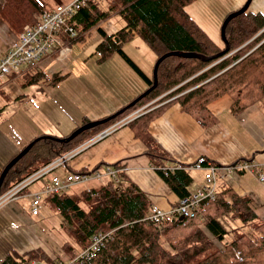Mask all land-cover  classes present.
I'll return each instance as SVG.
<instances>
[{
	"label": "trees",
	"instance_id": "16d2710c",
	"mask_svg": "<svg viewBox=\"0 0 264 264\" xmlns=\"http://www.w3.org/2000/svg\"><path fill=\"white\" fill-rule=\"evenodd\" d=\"M194 1L91 0L67 25L73 26L77 32L75 42L112 14L119 15L125 25L116 34L107 35L99 29L104 41L97 47V54L101 61L112 54H119L147 82L148 90L153 86L154 78H148L123 50V44L135 35L152 50L156 61L171 52L213 57L226 49L225 45L221 47L215 43L189 15L186 7ZM43 11L40 0H2L0 18L15 35H19L25 26L36 25ZM226 37L230 52L219 59L204 61L173 56L164 60L159 66L157 88L114 120L85 131L68 143L55 139L67 138L73 133L37 142L9 171L0 196L60 156L75 151L103 129L171 91L169 98L176 99L130 124L136 137L147 144V154L167 185L180 199L189 195L187 186L190 181L183 182L184 177L179 170L169 176L164 175L163 169L168 168L163 165L166 156L150 136L149 126L172 103H179L201 125L208 126L214 121L209 105L223 96L233 98L232 111L235 114H241L264 100V16L251 12L249 8L228 24ZM62 38L68 41L69 35L63 33ZM26 79L27 86L43 80L50 85L61 81H49L39 69L28 73ZM89 123L91 121L85 120L80 127ZM108 169L114 171L115 177L105 176L101 185L92 188V193L82 190L77 195L67 188L47 196L61 216L62 226L68 229L76 244L64 245L66 261L53 260L43 250L37 249L23 255L9 254L1 264H264V222L260 221L250 198L224 189L214 200L204 202L194 218L180 220V216H173L154 221L147 219L153 207L149 197L129 180L121 162L101 163L91 171L80 172ZM92 197H97L96 201H92ZM230 215L242 224L233 228L237 231L257 222L262 224L252 236L242 235L238 240L224 243L230 231L223 222ZM99 235L107 236L100 248L92 255L78 258V253L88 250ZM215 242L224 244L225 249H220Z\"/></svg>",
	"mask_w": 264,
	"mask_h": 264
},
{
	"label": "crops",
	"instance_id": "0c3cea01",
	"mask_svg": "<svg viewBox=\"0 0 264 264\" xmlns=\"http://www.w3.org/2000/svg\"><path fill=\"white\" fill-rule=\"evenodd\" d=\"M40 1L45 10L70 3L71 0ZM247 1H215V14L206 22L189 15L215 43L223 47L222 26L226 17L241 9ZM111 16L84 33L80 40L69 42L62 49L54 47L35 66L26 67L20 75L7 77L3 84L0 83V175L8 162L38 137H67L85 120L93 122L105 119L147 90V82L119 54H112L103 61L97 54V47L104 41L99 29L113 35L125 25L123 20L122 23L110 19ZM7 28L0 25L4 33L3 37L0 36V57L17 37ZM123 50L148 78L153 77L156 55L140 37L135 35L124 43ZM147 50L151 53H146ZM136 52L142 55L141 59L135 58ZM35 69L42 71L49 81H61L57 85H50L43 80L27 86L26 75ZM154 102V106L145 108V105L138 109L141 110L139 114L134 115L137 111L130 114L129 117H132L129 121L106 137L79 146L66 165L54 174L64 176L68 171L83 173L80 171H91L101 163L121 162L129 180L149 197L152 205L171 212L180 196L158 173L147 154V144L136 137L135 129L130 124L166 103ZM233 102V98L226 95L211 103L209 111L214 121L208 126L201 125L179 103H172L149 126L150 136L166 156L163 165L184 166L179 171L183 174V182L190 181L187 186L190 193L201 189L206 183V171L192 167L201 158L219 166L249 161L258 168L264 167V100L241 114L232 111ZM52 175L32 183L17 198L0 202V264L9 254L23 255L37 249L43 250L54 260L52 243L62 250V242H56L50 236L55 230L53 226L60 224L62 227V218L48 208V203L44 204L47 196L42 199L41 215L31 213L33 195L50 182ZM102 182L92 181L77 186L86 190ZM220 188L250 198L259 219L264 221V184L259 181L258 171L234 174L222 182ZM64 255L58 253V259ZM64 257L59 259L60 262L66 261V255Z\"/></svg>",
	"mask_w": 264,
	"mask_h": 264
},
{
	"label": "built area",
	"instance_id": "2783aa9c",
	"mask_svg": "<svg viewBox=\"0 0 264 264\" xmlns=\"http://www.w3.org/2000/svg\"><path fill=\"white\" fill-rule=\"evenodd\" d=\"M89 1L91 0H72L70 3L60 4L52 9H45L39 15L36 25L25 26L22 33L17 35L11 42L7 52L0 57V83L3 84L7 77L20 75L26 67L35 66L44 56L51 53L54 47L57 46L62 49L65 48L69 42L78 39L75 28L67 25V23L74 19L76 13ZM63 33L69 35L68 41L62 38ZM140 111L141 110L137 111L134 115L139 114ZM131 117L128 116L126 120L129 121ZM116 128L117 127L112 130H110V128L104 130L96 140L106 137ZM73 152L60 156L47 167L25 179L8 193L0 197V202L17 198L18 195L32 183L39 181L47 175L53 174L50 182L46 183L42 190L37 191L33 195L34 199L31 204V213L34 216H40L43 208L42 199L44 196L59 193L72 186L81 184L86 185L92 181H100L105 176L115 177L114 171L110 169L93 173L68 171L64 176L54 174L56 170L66 165ZM192 167L206 171V183L203 187L181 198L177 206L169 213L153 206L147 219L160 221L173 216L194 218L204 202L212 201L217 197L218 193L221 191V183L237 173L258 171L259 181L264 184V167L258 168L254 163L249 161H237L229 166H219L212 164L206 158H201L194 163ZM180 169H182V166L174 165L164 168L163 173L165 176H169L171 173ZM86 191L92 193V189H86ZM106 239L107 236L105 235L96 236L93 244L88 250L78 253V258L92 255L100 248L101 244Z\"/></svg>",
	"mask_w": 264,
	"mask_h": 264
},
{
	"label": "rangeland",
	"instance_id": "374dc122",
	"mask_svg": "<svg viewBox=\"0 0 264 264\" xmlns=\"http://www.w3.org/2000/svg\"><path fill=\"white\" fill-rule=\"evenodd\" d=\"M72 1V0H71ZM70 1V2H71ZM215 1H218V0H195L193 3H191L190 5H188L187 7H186V10H187V12L189 13V14H191V15H194L195 17H197L199 20H201V21H203V22H206V21H209L210 20V17L213 15V14H215V5H214V2ZM103 4H105V3H103ZM1 5H2V0H0V8H1ZM261 10H263V12L261 11ZM250 11L251 12H253V13H263L264 14V0H253V2H252V4H251V6H250ZM264 16V15H263ZM112 18H110V19H116L117 21H120V22H122L123 23V21H122V19L121 18H119V16H111ZM0 25H5L6 27H8V25L4 22V21H2V19L0 18ZM8 30V32H10L11 30H10V28L8 27L7 28ZM12 35H15V33L14 32H10ZM9 33V34H10ZM0 36L1 37H3L4 36V33H3V31L0 29ZM131 46H133V44H131ZM140 53L142 54V52L140 51ZM139 52H136V55H134L135 56V58L136 59H141L142 58V55L140 54ZM146 53H151V51H149V50H147V52ZM156 62L157 61H155V63H154V67H155V65H156ZM172 92V91H171ZM171 92H167V93H165L164 95H161L160 96V98H158V99H156V100H154V101H158L159 103H162V102H169V101H171V100H173V99H176V97H170L169 98V95H170V93ZM167 98H169V99H167ZM154 101H152V103L150 102V103H148V104H146V106H145V108L147 107V106H152L155 102ZM141 108H143V107H141ZM140 109V108H139ZM143 110V109H142ZM126 117H128V116H126ZM126 117L125 118H123V119H121V120H119L118 122H116V123H114V124H112L111 126H108L107 128H105V129H103L102 131H100L99 133H97L96 135H94L93 137H91V138H89L87 141H86V143L87 142H89V141H94V140H96L97 139V137L101 134V132H103L104 130H107V129H109L110 128V130H112L113 128H115V127H118V126H120V125H122V124H124L127 120H126ZM85 144V143H84ZM181 166V165H180ZM184 168V166H182V169ZM45 179V178H44ZM104 180V179H103ZM101 181V180H100ZM69 190V192H72V193H74V194H77V195H79L80 194V192L83 190V188L81 187V186H72V188L71 189H68ZM120 190V189H119ZM199 190V189H198ZM195 191H197V190H195ZM194 191V192H195ZM1 195V194H0ZM95 196V195H94ZM0 197H2V196H0ZM96 198L97 197H92V201H96ZM80 199H82V198H80ZM45 203H48V208L54 213V214H58V211H57V209L55 208V206L48 200V199H46V201L44 200V204ZM59 215V214H58ZM56 221H57V219H55ZM261 221V220H260ZM58 222H59V219H58ZM231 222H233V223H231ZM261 222H264V221H261ZM261 222H257V223H254V224H252L251 226H247L246 228H241L240 230H236V229H233L234 227H237L238 225H242L241 223H240V221L239 220H237V219H235L234 218V216L233 215H230V216H228V219L227 220H225V222H223L224 223V226L226 227V229L227 230H229L230 231V234H229V236L225 239V242L224 243H226V242H231V241H233V240H238L242 235H248V236H252L253 235V233L257 230V229H259L260 228V226H261ZM54 228H55V230H54V232L52 231V234L50 235L51 237H52V239L54 240V241H56V240H59L60 242H62V245L63 246H61L62 247V250L60 251V249H59V247H57L54 243H52V248H54L53 250H54V252L53 251H51V254H52V258H55L54 260H59V259H65V255L64 256H62V258H59L58 259V253H59V255L61 254H63V253H65L66 254V251H65V249H64V245L66 244V243H70V244H72V245H76L75 244V241L73 240V237L69 234V232H68V229L67 228H65V227H61V225L60 224H56L55 226H53ZM57 232V233H56ZM52 240V241H53ZM53 241V242H54ZM57 242V241H56ZM216 244H217V246L220 248V249H222V250H224L225 249V246H224V244H221V243H219V242H215ZM76 250H79V249H76ZM55 251H57V254L55 253ZM57 256V257H56ZM258 261H259V258H256ZM67 260V259H66Z\"/></svg>",
	"mask_w": 264,
	"mask_h": 264
},
{
	"label": "water",
	"instance_id": "95a60500",
	"mask_svg": "<svg viewBox=\"0 0 264 264\" xmlns=\"http://www.w3.org/2000/svg\"><path fill=\"white\" fill-rule=\"evenodd\" d=\"M253 0H248L247 3L238 11H235L234 13H231L224 21L223 26H222V39L224 42V45L226 46V49L224 51H222L221 53H219L216 56L213 57H205L204 55L198 54V53H178V52H171V53H167L164 56H162L161 58H159L156 62V65L154 67V71H153V86L151 88H149L145 93H143L140 97H138L135 101L131 102L129 105H127L124 109L118 111L117 113H115L114 115L106 118V119H102L99 121H93L87 125H84L82 127H79L78 129H76L73 134L67 138L64 139H55L53 138V136H43V137H38L37 139H35L34 141H32L29 145H27L18 155L17 157H15L7 166L6 168L2 171L1 175H0V194H1V188L3 185V182L6 178V176L8 175L9 171L24 157L28 154V152L33 148V146L43 140V139H55L58 142H62V143H68L70 141H72L73 139H75L76 137H78L80 134H82L85 131L91 130L93 128H96L98 126L104 125L112 120H114L115 118L123 115L127 110L135 107L143 98H145L147 95H149L153 90H155L158 86V70H159V66L160 64L166 60L169 57H173V56H178V57H182V58H190V59H203L204 61H212V60H216L219 59L225 55H227L230 52V45H229V41L227 40L226 37V28L228 26V24L235 18H237L238 16L244 14L247 10H249L250 5L252 3ZM180 220H183L184 217L180 216L179 217Z\"/></svg>",
	"mask_w": 264,
	"mask_h": 264
}]
</instances>
